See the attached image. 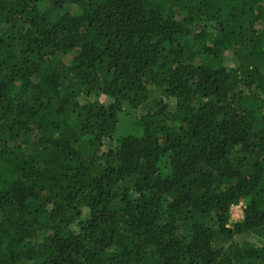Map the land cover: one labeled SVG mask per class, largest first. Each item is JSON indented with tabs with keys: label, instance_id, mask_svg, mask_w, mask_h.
Here are the masks:
<instances>
[{
	"label": "trees",
	"instance_id": "trees-1",
	"mask_svg": "<svg viewBox=\"0 0 264 264\" xmlns=\"http://www.w3.org/2000/svg\"><path fill=\"white\" fill-rule=\"evenodd\" d=\"M0 264H264V0H0Z\"/></svg>",
	"mask_w": 264,
	"mask_h": 264
},
{
	"label": "rangeland",
	"instance_id": "rangeland-1",
	"mask_svg": "<svg viewBox=\"0 0 264 264\" xmlns=\"http://www.w3.org/2000/svg\"><path fill=\"white\" fill-rule=\"evenodd\" d=\"M63 11H67L73 15L78 14V10L73 6H66L63 9L57 10V12H59V13H62ZM73 56H74V53H71V54L63 57L60 60L64 64L68 65ZM224 62H225V65H227V67H229V68H234L237 64L236 60L234 58H232L231 56H227L225 58ZM80 102L81 103L84 102L83 97L80 98ZM100 102L103 105H108L110 100L107 97L102 96L100 98ZM138 116H139V113H136V112H135V114H134V112L133 113H126V114L122 113L118 118L116 133H115V137L113 138V140L116 141V140H118L119 137H121L125 133L130 132L132 129V125L137 121ZM108 146H109V142H107L104 147L106 148ZM242 217H243V209L240 206L236 205V206L231 207L229 225L232 226L233 224L241 221ZM247 243L261 244V241L257 240L251 234L239 235L234 240V245L239 246V247H241Z\"/></svg>",
	"mask_w": 264,
	"mask_h": 264
},
{
	"label": "built area",
	"instance_id": "built-area-1",
	"mask_svg": "<svg viewBox=\"0 0 264 264\" xmlns=\"http://www.w3.org/2000/svg\"><path fill=\"white\" fill-rule=\"evenodd\" d=\"M238 206H240L242 209L244 208L242 204H238Z\"/></svg>",
	"mask_w": 264,
	"mask_h": 264
}]
</instances>
